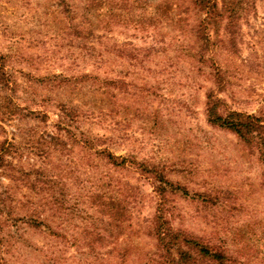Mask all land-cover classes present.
<instances>
[{
  "label": "rangeland",
  "instance_id": "374dc122",
  "mask_svg": "<svg viewBox=\"0 0 264 264\" xmlns=\"http://www.w3.org/2000/svg\"><path fill=\"white\" fill-rule=\"evenodd\" d=\"M213 2L0 0V264H183L161 212L264 264V146L208 112L264 122V0Z\"/></svg>",
  "mask_w": 264,
  "mask_h": 264
},
{
  "label": "trees",
  "instance_id": "16d2710c",
  "mask_svg": "<svg viewBox=\"0 0 264 264\" xmlns=\"http://www.w3.org/2000/svg\"><path fill=\"white\" fill-rule=\"evenodd\" d=\"M201 7L206 11L208 21L215 18L214 0H198ZM220 15L221 12H218ZM213 15V16H211ZM221 99L218 97L213 98L211 93V104H209L208 112L211 122L220 127L234 131L244 142L252 143L257 142L259 146H264V122L261 118L253 114H244L235 111H223L220 108ZM157 238L160 246H168L170 251L175 250L180 254V259H183V264H198L199 257L194 256L192 252L200 256H210L211 258L220 261L224 259L222 253L214 252L203 244H197L195 238L191 239L183 236L182 232H175L168 224L163 212L158 216L156 226ZM170 245V246H169ZM183 245H188L189 250H185ZM185 259V263H184ZM224 260L221 261V264Z\"/></svg>",
  "mask_w": 264,
  "mask_h": 264
}]
</instances>
